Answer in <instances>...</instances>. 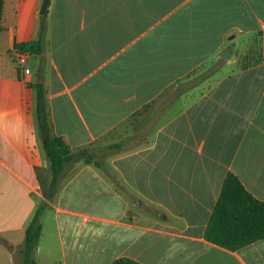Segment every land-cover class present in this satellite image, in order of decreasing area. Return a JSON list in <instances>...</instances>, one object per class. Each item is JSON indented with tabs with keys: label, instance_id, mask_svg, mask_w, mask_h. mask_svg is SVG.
Segmentation results:
<instances>
[{
	"label": "crops",
	"instance_id": "obj_1",
	"mask_svg": "<svg viewBox=\"0 0 264 264\" xmlns=\"http://www.w3.org/2000/svg\"><path fill=\"white\" fill-rule=\"evenodd\" d=\"M43 1L4 0L0 264H17L51 180L40 76L53 133L73 149L124 144L110 175L67 166L37 264H264V238L232 250L204 236L228 171L264 200V0H49L26 74L14 48L38 38Z\"/></svg>",
	"mask_w": 264,
	"mask_h": 264
},
{
	"label": "trees",
	"instance_id": "obj_2",
	"mask_svg": "<svg viewBox=\"0 0 264 264\" xmlns=\"http://www.w3.org/2000/svg\"><path fill=\"white\" fill-rule=\"evenodd\" d=\"M4 0H0V29ZM47 13L41 15L39 35L36 40L18 43L16 46L29 50L31 54H41L44 50V37L47 28ZM37 94V120L39 132L46 153L51 161V180L46 190V199L39 204L36 212L25 230V240L19 249L22 264H37L34 253L39 243L43 228V215L52 204L66 172L68 165L80 162L94 163L103 168L108 175L106 163L99 159L100 147L90 146L73 149L62 136L53 133L50 113L46 99V88L43 78L35 82ZM123 141L113 142L105 148L119 149ZM120 186V185H119ZM204 236L211 242L236 250L251 242L264 238V200L250 192L240 177L233 171H228L219 197L205 228ZM110 264H145L131 256L122 255L114 258Z\"/></svg>",
	"mask_w": 264,
	"mask_h": 264
},
{
	"label": "rangeland",
	"instance_id": "obj_3",
	"mask_svg": "<svg viewBox=\"0 0 264 264\" xmlns=\"http://www.w3.org/2000/svg\"><path fill=\"white\" fill-rule=\"evenodd\" d=\"M250 59V58H249ZM34 61V60H33ZM31 65L33 64V62H32V59H31V63H30ZM123 139V138H122ZM122 139H120V140H122ZM125 139V138H124ZM119 140V141H120ZM140 140H143L142 139V136H139L137 139H129L128 141H126L125 142V146H124V148L126 147H128L127 146V144L128 143H130L131 145H133V144H136V143H139L140 142ZM114 142H117V141H114ZM111 143H113V141H111V140H98L96 143H95V145L94 146H96V147H100V150L98 151L99 152V154H98V157L97 158H99V159H103L104 161H105V163H106V159H108V157L112 154V153H114L115 151H117V150H119V149H114V150H109V149H107V148H105L108 144H111ZM129 144V145H130ZM123 149V148H122ZM71 168H73V164H70V165H68V171L67 172H69V171H71ZM106 169L108 170V168L106 167ZM109 171V170H108ZM35 253H36V251H35ZM35 253H34V257H35ZM15 258H16V263L17 264H22V255H21V253L19 252V248H18V250L16 251V255H15ZM48 264H51L50 262H48Z\"/></svg>",
	"mask_w": 264,
	"mask_h": 264
},
{
	"label": "built area",
	"instance_id": "obj_4",
	"mask_svg": "<svg viewBox=\"0 0 264 264\" xmlns=\"http://www.w3.org/2000/svg\"><path fill=\"white\" fill-rule=\"evenodd\" d=\"M14 55L17 63L22 67V71L26 74L30 73L31 69L27 66L28 58L31 55L29 50H23L21 47L14 48Z\"/></svg>",
	"mask_w": 264,
	"mask_h": 264
},
{
	"label": "water",
	"instance_id": "obj_5",
	"mask_svg": "<svg viewBox=\"0 0 264 264\" xmlns=\"http://www.w3.org/2000/svg\"><path fill=\"white\" fill-rule=\"evenodd\" d=\"M48 3H49V0H44L43 1V4H42L41 9H40L41 14L46 13L47 8H48ZM221 55L224 56V57H228V56L231 55V53H230L229 50H224V51L221 52ZM46 163H47L48 166L51 165V161L50 160H47ZM139 202H141V201H139Z\"/></svg>",
	"mask_w": 264,
	"mask_h": 264
}]
</instances>
